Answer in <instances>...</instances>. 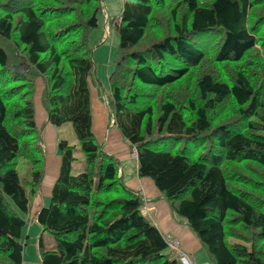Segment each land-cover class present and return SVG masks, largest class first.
I'll list each match as a JSON object with an SVG mask.
<instances>
[{"label":"trees","instance_id":"trees-1","mask_svg":"<svg viewBox=\"0 0 264 264\" xmlns=\"http://www.w3.org/2000/svg\"><path fill=\"white\" fill-rule=\"evenodd\" d=\"M102 7L0 0V264H21V215L42 176L38 88L47 122L68 121L76 138L58 136L49 201L32 215L53 238L46 249L38 236L39 264H180L97 141L90 86L106 126L134 151L137 176L152 181L208 264H264V0H122L106 18L118 34L106 91L87 44ZM18 159L30 170L24 185Z\"/></svg>","mask_w":264,"mask_h":264},{"label":"crops","instance_id":"crops-1","mask_svg":"<svg viewBox=\"0 0 264 264\" xmlns=\"http://www.w3.org/2000/svg\"><path fill=\"white\" fill-rule=\"evenodd\" d=\"M95 96L96 98L90 101L91 129L97 141L101 143V148L104 151L113 154L119 161L128 158H132L134 160V151L129 150L126 140L120 135L117 128L115 126H106L107 110L102 100L96 95V92ZM39 107V118L36 119V113L34 114V117L35 122L38 126H40L42 134L44 151L42 176L36 193L34 196H31V201H28L29 209L25 215L22 216L24 222V217L26 215L32 219L33 213L40 206L48 203L50 190L57 176L60 161L56 148L59 131L57 130V126L47 122L45 119L44 109L42 106ZM120 175L126 186L134 190H138L142 194L143 205L141 207V212L144 217L155 225L162 234L168 233L175 237L178 240L180 249L188 254L195 264H208L206 254L204 253L197 238L184 224L181 218H177L172 215L166 201L161 193L155 188L152 181L148 178L137 176L136 167L133 171L130 169L125 171V169L121 167ZM25 224L23 225L20 234L22 247L24 239L28 237L25 230ZM42 233L43 231L39 233L40 237H42ZM48 248L51 247L48 246Z\"/></svg>","mask_w":264,"mask_h":264},{"label":"rangeland","instance_id":"rangeland-1","mask_svg":"<svg viewBox=\"0 0 264 264\" xmlns=\"http://www.w3.org/2000/svg\"><path fill=\"white\" fill-rule=\"evenodd\" d=\"M121 2L122 0H102V6H103L101 10L102 13L100 11H97V26L91 28L90 31L88 32L87 44L90 46L91 58L94 62V78L96 81V85L104 91L107 90V85H108L107 74L109 73L110 69L113 66V59L116 55L117 42H118V34L116 29L112 24L106 21V18L108 16L111 17L114 14L118 13L121 7ZM38 91L39 88L34 94L36 119L39 118V112H40L39 106H41L38 98ZM89 91L91 98L90 100L92 101L94 98H96L95 89L92 86H90ZM57 130L59 131L58 136L68 139L69 142L71 143L76 142L74 132L68 121L58 125ZM77 157L79 158L78 160H80V154H77ZM119 163H120V168L123 167L125 171L127 169L133 171L135 168L134 160L132 158L121 160L119 161ZM73 167H75L74 164L72 168ZM16 169L18 172V176L21 180V183L24 185L23 183L24 179L30 176V170L28 169L27 161L25 159H18L16 164ZM72 171L74 172V169ZM27 196L29 201H31V196L28 195V193ZM18 214L21 215V213ZM24 215L25 214H22L21 216ZM172 215L177 218H181L176 213L175 214L172 213ZM24 218L26 222L25 230L28 237H26L23 241V247L21 250V258H22L21 264H39L36 241L39 236V233L41 232V229L38 226V224L29 216L26 215ZM42 234L43 235H41L42 236L41 242L43 247L48 249V246H50L52 248L53 238L51 234H49L46 231H44ZM165 252L168 254V257L175 258L174 252H172L169 248H166Z\"/></svg>","mask_w":264,"mask_h":264},{"label":"built area","instance_id":"built-area-1","mask_svg":"<svg viewBox=\"0 0 264 264\" xmlns=\"http://www.w3.org/2000/svg\"><path fill=\"white\" fill-rule=\"evenodd\" d=\"M133 154V153H132ZM134 156V155H133ZM163 239L167 247L174 252L176 259L180 264H195L192 258L182 251L179 247L178 240L172 235L165 233L163 234Z\"/></svg>","mask_w":264,"mask_h":264},{"label":"water","instance_id":"water-1","mask_svg":"<svg viewBox=\"0 0 264 264\" xmlns=\"http://www.w3.org/2000/svg\"><path fill=\"white\" fill-rule=\"evenodd\" d=\"M27 66L24 62H20L13 66V69L17 72H21L23 70H26Z\"/></svg>","mask_w":264,"mask_h":264}]
</instances>
